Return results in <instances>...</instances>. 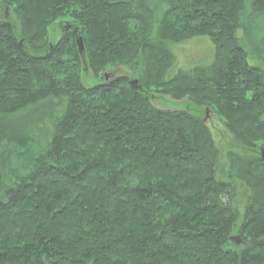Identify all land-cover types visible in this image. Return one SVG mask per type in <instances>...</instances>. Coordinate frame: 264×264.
<instances>
[{
	"label": "trees",
	"instance_id": "1",
	"mask_svg": "<svg viewBox=\"0 0 264 264\" xmlns=\"http://www.w3.org/2000/svg\"><path fill=\"white\" fill-rule=\"evenodd\" d=\"M0 2V264H264V0ZM203 37L211 61L174 72ZM119 66L136 88L85 86ZM203 108L246 151L223 177Z\"/></svg>",
	"mask_w": 264,
	"mask_h": 264
},
{
	"label": "rangeland",
	"instance_id": "2",
	"mask_svg": "<svg viewBox=\"0 0 264 264\" xmlns=\"http://www.w3.org/2000/svg\"><path fill=\"white\" fill-rule=\"evenodd\" d=\"M2 17H12V12L9 9H5L3 3L0 2V20ZM63 27H66V21H57L54 24L51 25L49 28V35L48 38H50V42H54L56 40H59L63 36ZM260 39V37L257 38V41ZM54 40V41H53ZM256 41V42H257ZM213 45L211 44L210 40L208 38H197L189 41H185L183 43L177 44L173 46V54L175 55V64H174V72L180 69L189 70L194 68L196 65L198 66H206L209 61L212 59ZM260 47V46H259ZM258 47V44L255 45V55L259 53L260 48ZM85 64V63H84ZM114 72V73H113ZM109 73H113L110 75L109 80H113L120 77H128L131 80H138V75L131 72L127 67H117L114 68ZM83 82L85 86L91 87L94 85H97L99 83L104 82V78H95L93 73L86 69H83ZM138 85H140L138 83ZM152 97V105L158 109L162 110H172V111H181V110H189V111H197L196 106L192 103L193 98H186L183 100H175L171 95H167L165 93L161 92H154L151 94ZM202 112L200 113V111ZM48 112L50 109L47 110ZM200 115L204 118L206 123H208V126L212 132L214 141L216 146L221 152L220 157V164L218 168L219 176L223 177L225 171L227 170L228 162L226 159V155L230 151L244 153L242 148H238V146L235 145L233 137L228 132L223 119H221L219 116H215L213 113H208L207 115H204L205 108L198 110ZM261 153L264 155V147L262 146L260 148ZM247 203V193L241 184H238V194L235 200V208L238 212V215L241 217L243 215L245 206ZM234 237H240L239 234H236Z\"/></svg>",
	"mask_w": 264,
	"mask_h": 264
},
{
	"label": "water",
	"instance_id": "3",
	"mask_svg": "<svg viewBox=\"0 0 264 264\" xmlns=\"http://www.w3.org/2000/svg\"><path fill=\"white\" fill-rule=\"evenodd\" d=\"M77 44H78V48H79L80 53H82L84 50V45H83L82 39H79ZM106 75L108 76V75H110V73H107ZM130 84L132 87L136 88L137 81L136 80L131 81ZM231 241H235L237 244H241L240 237H232Z\"/></svg>",
	"mask_w": 264,
	"mask_h": 264
},
{
	"label": "flooded vegetation",
	"instance_id": "4",
	"mask_svg": "<svg viewBox=\"0 0 264 264\" xmlns=\"http://www.w3.org/2000/svg\"><path fill=\"white\" fill-rule=\"evenodd\" d=\"M103 78L106 79V80H108V79L110 78V76H109V75L107 76V75L105 74Z\"/></svg>",
	"mask_w": 264,
	"mask_h": 264
}]
</instances>
